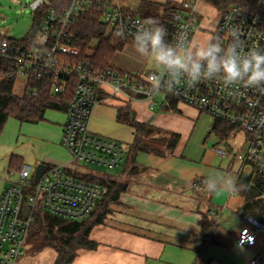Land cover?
<instances>
[{
  "label": "built area",
  "instance_id": "1",
  "mask_svg": "<svg viewBox=\"0 0 264 264\" xmlns=\"http://www.w3.org/2000/svg\"><path fill=\"white\" fill-rule=\"evenodd\" d=\"M201 0H171L166 39L175 42L181 35L191 40L198 27L197 4ZM264 4V0H256ZM46 0H33L29 8L35 12ZM88 10L97 11L110 37L133 43L139 24L145 20L129 10L111 6L107 0H71L61 10L49 7L41 16L37 32L31 41L13 42L0 38V58L8 62V77L22 81V94L36 96L41 87L60 95L73 88L66 110L60 143L71 157L70 165L45 166L35 180L31 166L23 165L16 179L9 181L0 194V264H18L24 254V244L36 207L66 221H80L94 211L106 196L107 188L91 179H106L107 175L86 173L84 165L107 170L120 168L126 158L127 146L120 141L89 130L92 113L98 104L111 97L122 96L129 101L145 100L152 107L158 94L169 96L207 114L242 129L247 133L244 163L264 181V91L258 88L233 86L225 88L216 81L202 80L196 84L182 82L172 93L154 92L148 75L119 71L113 67L96 69L90 61H81V50L72 44L71 28L77 18ZM24 11V8H22ZM123 31L124 35L117 33ZM221 35L222 47L239 37L245 52L264 50V29L260 17L244 8L231 5L220 15L215 33ZM34 83V84H33ZM215 152L224 156V148ZM24 208L27 209L26 214ZM260 235L264 243V223L246 217L237 242L249 246ZM261 253L250 261L257 264Z\"/></svg>",
  "mask_w": 264,
  "mask_h": 264
},
{
  "label": "crops",
  "instance_id": "2",
  "mask_svg": "<svg viewBox=\"0 0 264 264\" xmlns=\"http://www.w3.org/2000/svg\"><path fill=\"white\" fill-rule=\"evenodd\" d=\"M141 1L143 0H139V4ZM146 1L163 5L166 0ZM138 6L134 9L124 6L121 8L135 11ZM196 8L199 13L198 27L191 40L213 39L218 22L212 27L208 17L210 13L217 14L216 9L202 0ZM111 39L120 48L117 51L110 41L115 49L110 62L112 67L144 76L153 72V66L149 62L137 58L132 43L115 37ZM101 104L114 107V121L131 129V140L128 144L123 142L127 147L134 140V128L127 122L116 120L118 108L124 107L128 108L136 121L155 129L145 139L155 142L162 154L139 151L133 160L125 158L123 165L117 168V174L106 173L107 178L126 188L120 193L118 202L110 205L111 212L103 223L90 230L89 239L96 242V248L78 249L72 264H194L195 238L200 233V222L204 214H208L214 221L212 240L210 244H205L203 251V259L208 260L207 264H250L252 259L263 253L264 243L260 235L249 246H240L237 242L245 218L251 217L242 208L245 200L240 192L242 188L239 187V192L229 195L224 192L209 193L204 185L206 176L213 172L220 175L231 174L237 179L240 173H244L241 169L234 172L232 160L224 159L223 162L214 150L216 144L230 137L234 131L226 138H220L210 132L213 124L210 116L181 102H176L175 109L171 110L163 95L155 98L152 107L145 100L129 101L122 96H110ZM61 112L65 116L47 120L44 113L43 120L37 122L51 125L49 129L45 127L46 133L43 136L34 138L35 133L31 131L35 129H24L25 133L34 134L28 136L32 140H40L42 156L37 165L71 164V157L70 160L67 157L70 156L69 153L60 143L66 120V111ZM173 134L177 135V142L174 149L169 151L166 149V141ZM211 137L216 140L213 144L209 141ZM224 146H229L227 141ZM11 155L14 154H10L9 158ZM63 161L67 163L62 164ZM242 163L245 164L244 160ZM246 174L255 173L251 168ZM7 185L8 182L4 184L0 194ZM260 198H264V195ZM52 251L44 264H53L56 252L54 249ZM32 258V255L23 254L18 261L20 264H33ZM257 264H264V255Z\"/></svg>",
  "mask_w": 264,
  "mask_h": 264
},
{
  "label": "trees",
  "instance_id": "3",
  "mask_svg": "<svg viewBox=\"0 0 264 264\" xmlns=\"http://www.w3.org/2000/svg\"><path fill=\"white\" fill-rule=\"evenodd\" d=\"M39 10L33 12V23L29 32L20 40H12L19 43L22 41L33 39L37 32L38 24L41 16L49 7L61 10L66 7L71 0H46ZM212 6L221 15L231 5H237L248 12L256 14L260 17L261 27L264 29V4L260 5L256 0H202ZM170 1L166 2L163 10L160 11L159 4L143 0L140 2L137 10L132 13L140 16L144 20L155 19L161 25L167 27L169 18L167 11L173 6ZM130 11V10H129ZM72 44L81 50V61H90L98 70H105L109 67L114 56L115 49L110 43V34L106 25L101 21L97 11L88 10L80 15L71 28ZM6 37L0 35V38ZM213 39H221L219 33H214ZM9 64L0 58V133L9 118H14L21 123H37L43 120L46 110L66 111L69 102L72 99L73 88L67 92L56 95L51 93L48 87L41 86L36 96L17 95L14 92L15 81L8 77ZM34 84V83H33ZM169 105V109H175V99L165 96ZM118 122H127L134 128V140L127 148L126 159L133 160L135 154L141 152H159V146L155 142L146 140L150 133L154 132L150 125L136 121L134 115L127 107L118 108L116 113ZM236 127L230 123L219 119H213L211 133L216 134L220 138H226ZM177 142V135L173 134L166 141V149L172 151ZM23 166L21 158L11 155L9 158V169L11 172H18ZM240 173L237 179L238 187L244 197L243 211L245 214L256 218L260 222H264V181L259 174ZM92 180L106 186L107 194L99 202L97 207L87 218L80 221H66L47 213L41 206L36 207L33 213V221L29 227L30 236L40 241L35 246L34 251H40L49 247L55 250L56 258L53 264H72L78 249H94L96 242L89 239L90 230L98 224H102L105 217L111 212L110 205L116 204L121 192L125 190V185L111 179H95ZM200 233L195 238L196 262L194 264H207L208 260L203 259V251L206 243L211 242L212 232L214 229V221L209 218L208 214L202 216L200 222ZM28 233V235H29Z\"/></svg>",
  "mask_w": 264,
  "mask_h": 264
},
{
  "label": "clouds",
  "instance_id": "4",
  "mask_svg": "<svg viewBox=\"0 0 264 264\" xmlns=\"http://www.w3.org/2000/svg\"><path fill=\"white\" fill-rule=\"evenodd\" d=\"M123 36V31L117 33ZM222 47L218 39L192 41L181 35L169 42L166 28L155 19L139 24L132 48L138 59L153 66L149 83L154 92L172 93L182 82L196 84L202 80L216 81L225 88L244 86L264 91V50L245 52L239 37ZM209 193L239 192L237 178L231 174L207 175L204 181Z\"/></svg>",
  "mask_w": 264,
  "mask_h": 264
},
{
  "label": "rangeland",
  "instance_id": "5",
  "mask_svg": "<svg viewBox=\"0 0 264 264\" xmlns=\"http://www.w3.org/2000/svg\"><path fill=\"white\" fill-rule=\"evenodd\" d=\"M33 0H0V35L6 36L12 40H20L25 37L29 32L31 25L33 23L34 14L33 11L28 7L29 3ZM171 0L164 1V4ZM108 4L111 6L121 7H130L132 9L136 8L139 5V0H107ZM130 3V4H128ZM163 4V5H164ZM163 5H161L160 11L163 10ZM24 8V11H22ZM210 13V12H209ZM209 15L208 18L211 20V26L215 27L218 22V17L220 13ZM111 38V37H110ZM113 45L116 41L110 40ZM116 46V50L119 51L120 48ZM114 68V67H113ZM148 73V72H146ZM22 81L17 80L14 86V92L17 95L22 94L23 86ZM159 96L161 94H158ZM115 109L112 106L108 105H97L92 113L90 120V130L104 137H108L114 140H120L128 144L131 140V129L124 125H119L114 121ZM65 114L61 111L56 110H47L45 113V119L53 117H60ZM40 123V122H39ZM19 124V122L14 118H9L6 121L5 126L3 127L0 133V191L4 184L9 181H14L16 179V173L11 172L9 169V155L14 154L22 158L24 164L31 166L32 170L35 169L37 161L42 156L40 140H32L30 137L33 133H25L24 129L33 128L35 129L34 138L38 136L45 135V129L51 128V125L44 124ZM41 125V126H40ZM46 127V128H45ZM37 128V129H36ZM34 135V134H33ZM30 136V137H28ZM210 143L213 144L216 142L214 137L209 139ZM227 141L229 146H224V142ZM247 147V133L244 130L236 128L230 137L223 139L219 144H216V148H224L226 155L222 156L216 153L220 160L225 162V160H232L234 164V172L236 173L241 170H244V173L251 169L249 164H243V156ZM69 157L70 160V156ZM34 158V159H30ZM225 159V160H224ZM65 164L67 161H63ZM59 164V163H58ZM61 165V164H59ZM82 170L86 173H95L103 174L108 173L109 175H115L118 173V169L107 170L101 167H94L90 165H80ZM242 167V168H241ZM40 241L36 238L30 236L26 238L23 250L25 255H32L33 264H44L46 260L50 258V252H53L51 248L46 247L40 251H34L35 246L38 245ZM42 251V252H41ZM20 261V260H19ZM18 261V264L20 262Z\"/></svg>",
  "mask_w": 264,
  "mask_h": 264
},
{
  "label": "water",
  "instance_id": "6",
  "mask_svg": "<svg viewBox=\"0 0 264 264\" xmlns=\"http://www.w3.org/2000/svg\"><path fill=\"white\" fill-rule=\"evenodd\" d=\"M45 169V165L44 164H38L35 169H34V177L35 180H38L39 176L41 175V173L44 171ZM27 209L24 208V213L26 214Z\"/></svg>",
  "mask_w": 264,
  "mask_h": 264
}]
</instances>
